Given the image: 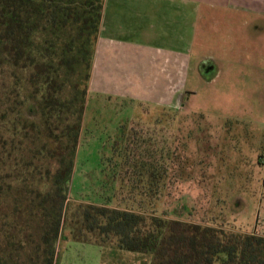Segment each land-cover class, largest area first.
<instances>
[{
  "label": "trees",
  "instance_id": "16d2710c",
  "mask_svg": "<svg viewBox=\"0 0 264 264\" xmlns=\"http://www.w3.org/2000/svg\"><path fill=\"white\" fill-rule=\"evenodd\" d=\"M104 2L0 0V264H58ZM123 140L126 175H146L152 155L139 132ZM111 175L108 194L76 205L73 239L116 240L148 264H264V233L146 213L140 200H115ZM149 181L128 192L151 190Z\"/></svg>",
  "mask_w": 264,
  "mask_h": 264
},
{
  "label": "rangeland",
  "instance_id": "374dc122",
  "mask_svg": "<svg viewBox=\"0 0 264 264\" xmlns=\"http://www.w3.org/2000/svg\"><path fill=\"white\" fill-rule=\"evenodd\" d=\"M192 5L190 30L197 65L186 77L190 96L177 90L182 99L169 108L145 105L134 88H125L123 93L88 91L69 185V210L58 241V264L149 263L147 254L120 249L115 239L101 246L72 236L80 227L73 214L76 205L96 201L95 192L109 193L111 169L116 177L115 200L125 197L123 136L149 113L161 119L160 155L165 158L157 181L158 201H144L148 198L144 191V196H133L136 201L143 199L135 206L146 213L153 209L166 218L263 233L264 55L256 52L252 60L246 48L248 27L230 25V11L205 7L200 0H193ZM105 34L122 43L140 40L135 33L113 30ZM205 63L214 66L210 72L201 70ZM117 146L119 152H115ZM127 147L133 152L132 146Z\"/></svg>",
  "mask_w": 264,
  "mask_h": 264
},
{
  "label": "crops",
  "instance_id": "0c3cea01",
  "mask_svg": "<svg viewBox=\"0 0 264 264\" xmlns=\"http://www.w3.org/2000/svg\"><path fill=\"white\" fill-rule=\"evenodd\" d=\"M200 1L205 7L230 11V25L235 28L243 25L248 27L249 45L246 48L250 53L249 56L253 58L256 52L264 55V0ZM192 2L193 0L177 2L167 0L162 3L138 1L131 4L122 0H105L88 91L114 89L123 93L125 88H134L139 90V97L145 105H162L169 108L175 106L177 100L182 99L180 97L182 92L177 93V90L182 89L186 93L188 84L186 77L189 76L191 68L197 65V60L194 59L195 42L190 30ZM187 20L190 23L189 27ZM113 30L135 33L140 40L138 42L134 40L135 42L132 43L116 41L105 34ZM237 31L240 32L238 28ZM115 50L116 52L112 54ZM252 60H255V57ZM252 66L260 65L253 63ZM201 70L205 71L204 68ZM159 121H161L159 115L145 114L135 126H131L126 131V133L131 130L139 132L142 152H150L152 155L144 167L147 171L146 175L143 173L139 177L126 175L124 178L128 203L135 199L133 196L137 194L141 196L145 194L148 198H144V201L153 202L154 199L158 201L156 172H158L161 148ZM127 169L131 170L132 167ZM136 179H140L142 184L150 180L151 190H147L144 194L140 191L129 193L127 187H131L133 180ZM139 200H143L142 197ZM260 232L264 233V231Z\"/></svg>",
  "mask_w": 264,
  "mask_h": 264
},
{
  "label": "flooded vegetation",
  "instance_id": "af4514ba",
  "mask_svg": "<svg viewBox=\"0 0 264 264\" xmlns=\"http://www.w3.org/2000/svg\"><path fill=\"white\" fill-rule=\"evenodd\" d=\"M213 67L214 66L212 64H210V63H205V65H204V69L207 70V72H210L213 69ZM186 96H187V94H186ZM188 96H190V95H188Z\"/></svg>",
  "mask_w": 264,
  "mask_h": 264
}]
</instances>
